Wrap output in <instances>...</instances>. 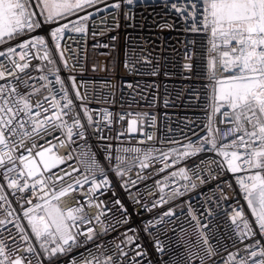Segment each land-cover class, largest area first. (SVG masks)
Wrapping results in <instances>:
<instances>
[{
	"label": "built area",
	"instance_id": "2783aa9c",
	"mask_svg": "<svg viewBox=\"0 0 264 264\" xmlns=\"http://www.w3.org/2000/svg\"><path fill=\"white\" fill-rule=\"evenodd\" d=\"M190 2L95 0L91 6H85L66 18L54 23H42L40 28L0 44V51L6 53L0 57V63L8 65L10 58L19 60L18 54L25 51L16 47L19 43L36 36L45 39L49 59L53 63L40 58L44 55L43 47L30 46L27 57L30 67L19 74L20 81L14 78L9 80L21 94L38 89L30 96V101L33 105L39 101L44 108H49L50 103L54 102L53 97L62 104L63 90L66 89L73 100V107L66 110L69 115L64 120L71 125L73 116L79 113L85 130V138L82 139L76 134L81 129L74 128L71 141L67 138L66 128L57 129L51 135L41 132L39 136L25 137V147H18L15 154L27 155L25 148H31L35 142L45 148L53 147L54 154L65 158L66 163L44 173L49 191L53 187L59 190L75 179L83 178L86 173L79 163L83 159V152L95 154L111 183L110 188L103 190L104 194L96 193L93 203L103 202L99 209L88 207L86 193L90 184L82 189L78 187L75 193L64 198L70 206H77V201L84 205L85 219L91 223H81L79 230L87 233L89 228H93V239L88 240L86 235H80L78 246H73L71 251L47 257L33 237L32 243L36 246L41 264H73L74 260L81 262L82 257L89 253L101 260L112 256L116 264H201L200 257L205 255L206 247L199 239L201 232L207 235L209 244L217 252V255L206 258L204 264H224L229 253H238L237 261L247 258L245 246L255 244L257 240L260 247H264V237L255 226L236 180L237 176L247 173H232L227 170L226 163L221 167L219 162L223 157L211 150L210 144H204L205 151L185 158H179L170 151L182 150V146L190 141L198 143L204 137L211 138L208 123L212 112L213 87H218L211 79L208 66L209 59L217 56V53L209 52L210 32L191 31L192 17L187 12L181 14L186 7L191 11ZM116 4H119L118 8L114 7ZM173 4L181 11L173 8ZM85 16L88 17L86 20ZM38 19L43 21V17ZM196 19L200 20L201 17L197 16ZM65 24L68 28L58 34V40H53L51 31ZM79 27H83L84 31L74 30ZM8 47H16L17 55L7 53ZM229 74L221 71L217 65V79ZM41 76L47 79L41 80ZM57 76L62 84L57 83ZM23 81H27V85ZM4 82L0 81V84ZM77 91L80 98L76 96ZM45 97L49 100L45 101ZM85 107L92 117L91 126L85 115ZM227 110L222 107L213 118V129H219L218 133H214L217 148L234 138L229 135L225 139L226 131L233 127L221 115ZM33 111H40L41 117L38 119H43V109L34 108ZM106 113L110 114L107 118ZM48 115H51V110ZM133 120L135 124H131ZM25 130L31 131V126L26 125ZM149 136L152 139H148ZM13 139L18 146L20 138ZM134 148L140 149V152L124 151ZM39 150V147L33 148V155ZM146 153H150V158L145 161ZM162 153H168L169 158L163 160ZM107 154L113 158L121 156L123 163L120 167L125 173L122 177L113 170L115 159L111 163L105 159ZM69 156L71 159H68ZM142 161L148 166L141 167ZM16 164L20 166L19 160ZM75 167L81 171L53 183L56 176H62L64 171L70 172ZM180 169L186 170L188 179L179 174ZM4 171V168H0V185H3L10 204L0 201L3 204L0 207V220L7 217L3 208L14 209V213L12 217H7L10 223L0 225V239H4L9 248L19 243L17 254L36 264V257L24 251L27 244L19 239L15 218L19 216L18 222L28 229L21 204L27 208L30 205L25 203L26 199L39 202L36 199L40 194L39 185L35 194L31 188L23 193L10 189L4 179ZM172 173L177 175L173 176ZM9 177L17 178L16 173H9ZM25 180L29 185L34 183L26 175L19 178V183L23 184ZM174 192L178 194L173 195ZM161 197L164 202H161ZM117 199L130 217L126 224L117 223L125 215L120 205L114 203ZM238 208H243L244 217L256 232V236L243 242L232 223L234 210ZM169 211L173 214L165 215ZM100 212L104 214L100 216L101 222H97L94 217ZM149 221L152 226L145 230ZM102 227L107 231H102ZM130 228L136 231L128 232ZM126 232L136 237L131 245L121 243L125 240ZM10 233L16 237V241L9 238ZM28 234L32 235L30 229ZM117 244L121 245L126 256L120 255ZM157 244L163 251L157 250Z\"/></svg>",
	"mask_w": 264,
	"mask_h": 264
},
{
	"label": "snow or ice",
	"instance_id": "6c2138e0",
	"mask_svg": "<svg viewBox=\"0 0 264 264\" xmlns=\"http://www.w3.org/2000/svg\"><path fill=\"white\" fill-rule=\"evenodd\" d=\"M94 2L95 0H0V44H6L8 41L32 32L40 28L42 23H54L58 19L66 18L76 11L82 10L85 6H91ZM128 2L131 3L132 0H128ZM172 6L177 8L175 4ZM114 7L118 8L119 4ZM190 7V12L187 7L181 12V14L187 12L188 16L192 17L193 23L190 30L210 32L211 47L209 52L217 53V56L211 57L208 61L211 79L215 80V84L218 86L213 87L212 112L208 123L211 138L204 137L198 143L190 141L182 146V150L171 149L170 151L179 158H185L205 151L204 144H210L211 150L223 157V160L219 162L221 167L226 163L227 170L232 173H247L244 176L236 177L237 184L251 211L255 226L259 229V234L264 237V0H191ZM177 11L180 12L181 9L177 8ZM197 16L201 19L197 20ZM38 17H43V21ZM87 18V16L84 17L85 20ZM67 28L68 25L65 24L53 29L50 33L53 40H58V34H62ZM74 30L82 32L84 28L79 27ZM30 46L43 47L44 55L40 58L53 63L49 59L47 43L42 36H36L16 46L25 50L18 54L19 60L10 58L8 65L0 63V81H5L0 84V149H2L0 150V168L5 169L4 179L10 189L23 193L31 188L35 194L37 185H39L40 194L36 197L39 202L33 203L32 199H26L25 203L30 205L27 208L21 204L23 217L27 220L28 229L32 235L29 236L28 229L18 222L19 216L15 218L17 221L15 227L18 230L20 241L27 244L24 251L36 257V264H41L39 253L32 243L33 237L47 257L71 251L73 246H78V236L80 235H86L88 240L93 239V228H89L87 233L79 230L81 223H91L90 220L85 219L84 205L77 201V206H70L64 198L75 193L78 187L82 189L84 185L90 184L86 193L88 207L99 209L103 202L93 203L96 193L104 194L103 190L110 188L111 183L104 166L96 159L95 154L83 152V159L79 161L86 173L83 178L75 179L67 186L60 187L59 190L53 187L49 191L44 173L51 172L52 169L66 163L65 158L54 154L53 147L45 148L43 145L38 146L35 142L31 148H25L27 155L17 156L15 154L18 147H25V137L39 136L41 132L51 135L57 129L66 128L67 138L71 141L74 128H78L81 131L76 134L82 139L85 138L84 125L81 123L79 113L73 116L71 125H68L64 120V117L69 115V111L66 110H71L73 107V100L69 98L66 89L63 90L62 104L53 97L54 102L50 103L49 108H44L43 103L38 101L33 105L30 101V96L39 91L38 89L34 88L31 93L21 94L18 87L9 80V78H14L20 81L19 74L25 73L30 67V62L27 59ZM56 46L59 48L58 43ZM16 47H8L7 53L13 56L17 55ZM5 55V52L0 51V57ZM218 64L221 71L230 74L217 79ZM186 67H190V65H186ZM40 79L46 80L47 77L41 76ZM56 81L62 84L59 76L56 77ZM23 83L27 85V81H23ZM76 96L80 98L78 91ZM44 99L45 101L49 100L48 97ZM222 107H226L228 110L221 115L226 121L233 124V127L226 131L225 139L229 135L234 138L217 148L214 133H218L219 129H213L212 124L213 118L217 113H220ZM34 108L43 109V119H38L41 117V112H34ZM50 110L51 115H48ZM85 115L89 126H91L92 117L88 115L86 107ZM108 115L110 114L106 113V118ZM135 123V120L131 121V124ZM26 125L31 126V131L25 130ZM236 133L242 134L236 135ZM13 137L20 138L18 146ZM41 138L43 139V137ZM148 139H152V137L149 136ZM61 146H63V142H61ZM37 147L40 150L33 155V148ZM124 151L140 152V149H124ZM149 158L150 153H146L145 161ZM161 158L167 160L169 154L162 153ZM68 159H71V156ZM105 159L110 163L115 159L116 164L113 170L117 176L122 177L125 174L120 167V164L123 163L121 156L117 155L113 158L111 154H107ZM17 160L20 162L19 167L16 164ZM212 163L217 162L212 161ZM147 166V163L141 162V167ZM80 171L79 167L72 168L70 172L64 171V175L56 176L53 183L63 181L66 176L71 177L74 172L79 173ZM9 173H16L17 178H10ZM179 174L185 179L189 178L185 169H180ZM25 175L27 178L33 179L34 183L29 185L25 180L23 184H20L19 178ZM172 175L175 176L177 173H172ZM37 177L40 178L36 179ZM192 187L194 188L195 184ZM160 190L163 192V188ZM176 194L178 193H173V195ZM0 201L10 204L3 191V185H0ZM161 202H164L163 197H161ZM114 203L120 205L125 214L124 218L117 223H128L130 217L127 216V209L118 199ZM0 207H3V204H0ZM3 210L7 217L13 216L14 209L3 208ZM234 211L235 216L232 217V223L238 230L241 242L246 238L256 236L253 225L244 217L243 208ZM103 214V212L98 213L94 219L101 222L100 216ZM172 214L171 211L165 213L167 216ZM7 217L0 220V225L11 222ZM159 222L161 221H157V223ZM151 226L152 222H147L145 230ZM101 230L107 231V228L102 227ZM135 231V229H128V232ZM124 235L125 240L121 241L122 244L131 245L135 242V236L128 235L127 232ZM9 238L16 241V237L11 233ZM199 239L206 246L204 248L205 255L200 257L201 264H204L206 258L217 255V252L209 244L208 237L204 232L199 234ZM156 247L158 251H163L159 244ZM116 248L120 250L121 256L127 255L120 244H117ZM19 250V243L9 248L5 240L0 239V264H25L27 257L17 254ZM244 251L248 254L247 258L237 261L238 253H229L224 264H249V261L251 264H264V247H260V241L257 240L255 244L246 245ZM137 255H142V253H137ZM257 257L260 258L257 259ZM27 264H33V261L27 259ZM73 264H116V262L112 256L101 260L89 253L88 256L82 257L81 262L74 260Z\"/></svg>",
	"mask_w": 264,
	"mask_h": 264
}]
</instances>
